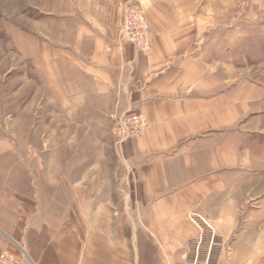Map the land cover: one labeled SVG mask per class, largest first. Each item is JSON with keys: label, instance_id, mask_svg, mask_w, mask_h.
Returning <instances> with one entry per match:
<instances>
[{"label": "crops", "instance_id": "crops-1", "mask_svg": "<svg viewBox=\"0 0 264 264\" xmlns=\"http://www.w3.org/2000/svg\"><path fill=\"white\" fill-rule=\"evenodd\" d=\"M141 1L146 52L121 40L117 8L126 0L56 2L53 48L65 72L47 70L54 83L76 75L89 96L146 121L122 147L127 188L118 176L108 186L102 170L99 181L89 170H62L58 154L0 152V254L25 264H188L206 258L210 244L208 236L198 245L197 215L219 236L218 264H264V206L260 217L245 211L254 189L246 137L264 87L238 86L220 50L204 49L205 32L217 28L203 16Z\"/></svg>", "mask_w": 264, "mask_h": 264}, {"label": "rangeland", "instance_id": "rangeland-1", "mask_svg": "<svg viewBox=\"0 0 264 264\" xmlns=\"http://www.w3.org/2000/svg\"><path fill=\"white\" fill-rule=\"evenodd\" d=\"M58 1L0 0V152L33 153L44 160L58 154L62 170L76 169L82 177L89 170L97 181L102 170L108 174L104 178L108 186L115 185L118 176L119 184L127 188L132 167L122 147L130 140L127 121L138 114L121 111L122 105L108 107L101 98L89 96L76 75L73 80L64 74L65 80L57 83L48 79L47 70L54 64L64 70L53 48L56 20L52 13ZM131 1L144 13L141 0L125 3ZM157 1L168 10L188 11L190 20L194 17L200 22L203 16L206 27L217 28V33L205 32L204 49L220 50L221 67L228 62L231 75L234 68L238 86L251 83L254 88L264 87V0ZM252 124L253 132L246 138L253 139L254 189L246 198L245 211H252L256 218L264 206V192L260 193L264 191V105L254 110ZM240 125L244 128L243 122ZM196 223L203 238L219 237L212 226L198 219ZM218 261L209 259L211 264Z\"/></svg>", "mask_w": 264, "mask_h": 264}, {"label": "built area", "instance_id": "built-area-1", "mask_svg": "<svg viewBox=\"0 0 264 264\" xmlns=\"http://www.w3.org/2000/svg\"><path fill=\"white\" fill-rule=\"evenodd\" d=\"M118 18L120 33L123 40L131 43L135 49L138 51H148L151 42V34L149 27L146 23L144 13L139 7V5L134 4V2L123 3L118 7ZM127 136L130 139L138 138L142 131L147 127L146 121L141 115H131L127 121ZM124 127L125 124H124ZM196 219L200 220L206 226L208 224L199 216L192 215V220L195 222ZM209 227V226H208ZM201 239L198 242L200 246L202 244L203 233H201ZM214 235L210 237V244L208 248V253L206 258H199L198 256L192 259L191 263L188 264H211L209 259L211 256V248L214 240ZM0 264H25L21 259L14 257L8 253L0 254ZM32 264V263H31Z\"/></svg>", "mask_w": 264, "mask_h": 264}]
</instances>
